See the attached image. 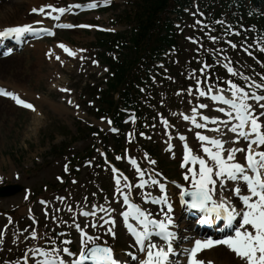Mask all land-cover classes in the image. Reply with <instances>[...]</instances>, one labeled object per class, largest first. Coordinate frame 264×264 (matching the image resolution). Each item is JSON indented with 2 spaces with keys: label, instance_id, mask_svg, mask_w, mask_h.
<instances>
[{
  "label": "rangeland",
  "instance_id": "1",
  "mask_svg": "<svg viewBox=\"0 0 264 264\" xmlns=\"http://www.w3.org/2000/svg\"><path fill=\"white\" fill-rule=\"evenodd\" d=\"M45 1L51 0H40V2ZM73 1L87 2L90 0ZM125 2L126 0H116L115 7H117V10L101 13L98 16L93 14L85 15L74 21L90 22L92 18L98 20V25L105 27L106 30L115 29L117 32L122 31L123 29L121 28L113 27V23L116 15L124 9ZM28 7V4H24L18 8L17 12L20 13V9H22V12L25 13ZM5 9L8 8L3 7L1 11L5 12ZM13 18L8 17V20H4L3 23L10 24L14 22ZM193 26L194 20L190 19L187 24L188 30H183L184 33L182 34L186 40L194 41V44L188 46L181 41L180 56L171 54L168 59L169 65L176 66L175 75L169 78L167 84L160 86L161 92L158 94L159 99L155 102L156 106L155 103L148 106L150 112L156 115V122L151 126L150 133L146 135L149 137L153 135L154 142L160 148L157 157L161 158L165 164L162 167L163 172L169 178L176 179L186 185L189 183L184 180L186 171L180 168L178 159L176 164L170 163L168 158L162 153L164 152L165 144L168 142L172 143L171 139L175 138V132L186 128L181 113L187 112L188 108L191 107L197 108L196 105L200 106L201 104L198 102L205 101V96H200L196 91L197 81L200 82V90L204 91L205 79L200 75L201 72L199 71L202 65L201 59L208 52L211 53L213 48L210 47L209 38H206L202 43L197 33L190 32L194 29ZM92 35L93 32L73 31L66 34L62 40L75 43L78 47H83L84 44L93 41ZM195 45L198 47V53L194 51L196 49L194 48ZM228 45L230 49H224V52L229 54L228 58L225 56L219 58V55H216V61L219 63L216 72L220 73V78L224 82L235 78L230 77L225 65L232 67L236 71L237 77L258 78V65L247 54L242 52V47L238 46V50L232 47V43ZM200 48L203 49L200 51ZM29 52L27 50L25 54L12 58L17 63L10 64L8 68H5L8 69L7 73L0 75V81L3 84L12 89L18 86L26 90V93L34 98V102L37 105L36 113L32 114L15 110L8 103H0V178L3 175L9 183H19L25 188L31 189V191L33 189L42 191L45 194L42 199L44 200V205L47 206L46 209L49 212V216L44 217L41 213V202H36L31 208L26 209L23 192L10 199L0 198V210L6 211L17 208V215L26 213V216L30 215L31 212L39 223L40 231H48V238L50 235H55L58 239L70 236L75 242L74 226L80 224L83 226L85 224V220L79 216L78 210L87 205L103 204L111 196L112 184L109 173L104 167H101V173L98 170L93 177L87 173L90 169L82 168L75 179V184H72L70 180H66L60 187L56 182L55 177L57 175L62 176V166L66 165L69 158L75 153L84 150L89 144V138H86L83 142L74 139L76 136V124L79 122L77 119L82 118V116L77 110L67 104L70 99L61 101V95L55 91L52 83H64V88L72 87L76 89L80 83L85 80L96 79L100 73L90 66L89 62L91 60L87 58L71 60L70 62L75 63L69 64L65 70H62L57 67L55 59L52 65L50 56L45 61V59L37 56L39 52ZM16 58L18 61H16ZM68 60L69 58L65 59L64 62ZM54 72L60 76L58 79H55ZM165 72L166 70L163 71V74ZM189 89L192 90L191 94ZM69 91L72 92V89ZM56 106H62L65 110L58 112ZM165 121L167 123H164ZM86 122L96 126L105 124L94 119H86ZM53 145L59 146L55 154L50 152ZM195 148L198 153L201 152L198 147ZM175 158H179V156ZM92 161H94V156L89 162ZM141 162L148 165L145 159L141 160ZM86 166L85 164L84 167ZM32 167H40V170L34 171L28 177L22 174L23 169ZM98 174L100 175L99 179L96 178ZM18 176L19 180H17ZM61 196L66 198L65 202L59 201ZM112 200L114 199L112 198ZM94 209L90 207V210ZM60 213L61 215L58 216ZM6 226V219L0 217V228ZM6 228L9 230V227ZM71 229H73V232ZM89 231L92 233V230ZM18 232L22 236L19 237ZM11 233V238L16 239L19 237L13 243L8 240V235ZM28 233L29 230L20 228L19 230L14 229L13 232L11 230L7 232L4 241V254L8 258L9 264H21L20 257L28 258V255L36 253L35 247L32 246L30 249L32 243L27 237ZM104 235L100 234V239L112 241L105 232ZM25 250H28V252L25 253ZM29 261L32 262L30 258Z\"/></svg>",
  "mask_w": 264,
  "mask_h": 264
},
{
  "label": "snow or ice",
  "instance_id": "2",
  "mask_svg": "<svg viewBox=\"0 0 264 264\" xmlns=\"http://www.w3.org/2000/svg\"><path fill=\"white\" fill-rule=\"evenodd\" d=\"M95 6V4L88 5V7ZM32 11L44 12V8H33ZM52 11L62 14L65 12V9L52 8ZM54 19L59 20L60 17L56 16ZM59 26L72 27V25ZM81 27L88 26L81 25ZM31 30L30 25L27 24L6 27L0 31V37H8L11 35L18 39L21 35ZM49 34L51 35L52 33ZM210 39L215 41L217 38L210 37ZM59 47L63 48L69 55H73L65 45L60 44ZM232 47L235 48L236 45L233 44ZM261 51H264V46L261 47ZM225 67L229 74H234L232 67L227 65ZM245 79L247 80L248 78L245 77ZM261 79H264V75L261 76ZM199 83L197 81L196 91L200 96H206L208 92L212 91L211 89H208L207 92L201 91ZM227 83L231 92L230 97L226 98L218 94L210 97L211 100L222 102L231 109V111H227L223 107L218 109L224 113L227 119L221 120L219 117L210 118L207 115H202L201 119L205 122L211 120L212 123L222 125L227 132L236 133V137H230L228 140H224L223 138H210L197 132L196 137L201 142L200 148L204 156L194 154V150L185 145L183 162L181 163L182 168L187 166L186 172L184 173V180L189 181L190 179L191 190H186L177 182L173 183L180 189L179 196L181 204H186L189 209H195L203 214L198 221L201 225L211 224L213 219H215L222 220L225 226L231 227L233 221H237L238 216H241L242 219L238 221V227L235 228L234 236H228L222 241H212L211 239L203 241L199 239L195 240L194 247L184 250L188 264H203L202 261L195 258L196 253L201 248L209 247L213 243L227 245L245 264H264V150L253 151V145L257 149L264 146V120L261 119L264 117V103H262L264 101V95H258L255 92L249 94L235 83L231 81ZM252 86L257 89H264V84L253 82ZM189 93H192L191 89H189ZM0 95L9 96L18 105L35 111L32 104L20 99L14 93L0 89ZM250 100H254L256 103H249ZM199 107L203 109L207 108L208 105L201 103ZM257 107L260 109L259 112L257 111ZM192 113V117L182 114L183 119L185 121L191 120L197 128L204 127L205 125L197 124L196 122V116L201 114L196 109H192ZM233 113L235 114L234 116ZM233 120L236 123H233ZM109 123L111 122L109 121ZM164 123L167 122L165 121ZM213 131L219 132L220 127H216ZM227 132L223 135H227ZM239 138H244L248 141L245 157L246 165L235 160V153L244 151V149L225 148L226 143L234 142ZM181 139L184 138L181 137ZM169 147L171 148V145ZM117 159H121V157H117ZM149 162L155 164V161L150 160ZM130 163L136 165L135 160H130ZM113 171L115 172L117 170L113 169ZM136 172L140 176L144 175L138 166L136 167ZM123 179L127 182V177ZM149 180H151L153 185L159 184L161 191H164L165 185L163 183H159L152 177H149ZM228 182L233 183L230 185ZM120 183V179H116L117 191H119ZM146 185V181H141L136 187L145 188ZM225 188L242 203V211H238V204L234 201H229L227 196L222 195ZM217 189L221 193L219 196L217 195ZM122 196V202L127 210L123 211L121 215L125 220L126 226H128L129 219L136 221L137 227H129V232L133 236L142 257L131 252L126 255L131 257L133 261H138V264H173L171 256L176 254V250L173 247L176 234L172 231L174 224L173 216L171 215L173 205L168 202L167 196L165 195L161 201L167 210L165 211L164 208H161L156 214H153L151 211H145L130 201L126 194L122 193ZM185 196L190 197V199L186 201L184 199ZM145 203H157V201L149 200L145 196ZM88 214L94 215V213ZM156 215H162V219H157ZM101 219L103 218L101 217ZM108 222L114 224L112 220ZM91 226L103 227L99 223ZM76 227L80 230L79 225H76ZM107 232L115 237V233L111 227L107 229ZM31 236L32 238L36 237L35 231L31 233ZM81 236L86 237V240L81 239L78 255L71 253L67 247L62 250L58 247H52L46 252L37 249L36 252L43 257L42 260L38 261V264H85L87 261H90L91 264H128L126 260L119 261L115 258L114 250L107 246L106 241L104 244H97L96 241L100 240V236L93 237L83 231H81ZM154 237L158 239H154ZM64 243L68 244L71 241L65 240ZM61 251L64 256L70 255L73 259L66 260L64 256L60 255Z\"/></svg>",
  "mask_w": 264,
  "mask_h": 264
},
{
  "label": "trees",
  "instance_id": "3",
  "mask_svg": "<svg viewBox=\"0 0 264 264\" xmlns=\"http://www.w3.org/2000/svg\"><path fill=\"white\" fill-rule=\"evenodd\" d=\"M166 1L171 0H146L144 8L133 9L125 20L138 30V37L145 38L151 51L157 50L165 39L158 37L162 31L169 30L168 24L162 18ZM155 37L154 40L152 38ZM159 44V45H158Z\"/></svg>",
  "mask_w": 264,
  "mask_h": 264
},
{
  "label": "bare ground",
  "instance_id": "4",
  "mask_svg": "<svg viewBox=\"0 0 264 264\" xmlns=\"http://www.w3.org/2000/svg\"><path fill=\"white\" fill-rule=\"evenodd\" d=\"M21 2L22 3H26L27 2V4L30 6V5H32V4H36V5H38V4H41V2H40V0H27V1H24V0H11L10 1V3H4V4H7L8 5V9H9V11L11 12V13H14V11H16V10H19V9H17L18 8V5L19 4H21ZM33 8H35V7H32V9ZM21 12H22V9H20V17H19V20L18 21H20V22H16V23H13L12 25L13 26H16V25H21V24H26V23H28V22H30L31 20H32V17H29L26 13H24V14H21ZM6 13H9V12H6ZM4 19H5V17L6 16H4V15H1ZM16 16H18V13H16ZM42 19L40 18V20L39 21H41ZM4 26H8L7 24H0V27H4ZM39 45V42L38 43H36V47L37 48H39V49H41V46H38ZM33 47V46H32ZM68 49H69V47L68 46H66ZM57 53L59 52L58 51V48L55 50ZM65 53H67V52H65ZM16 61H18V59L16 58ZM24 61V60H23ZM14 63H17V62H14L13 60H11V58H9V59H6V60H0V75H2V74H6L7 73V71H8V69H5V68H8L9 66H10V64L11 65H13ZM18 91V90H17ZM19 92H21V94H23V95H25V96H27L26 95V93H24V90L23 89H21V91H19ZM8 101H6V100H3V99H0V103L1 104H3V103H7ZM64 109V108H63ZM62 108H58V110L60 111V110H63ZM196 118H201L200 116L199 117H196ZM190 124H193L192 122H191V120H190ZM202 156H204V153L202 154ZM238 160H239V158L236 160L237 162H238ZM229 184H231V182H228ZM142 190V189H141ZM218 190V189H217ZM225 192V191H224ZM230 201V200H229ZM231 201H234V200H231ZM109 219V218H108ZM182 247H183V249L185 248V249H187V245H182ZM212 249V248H211ZM211 249H209L208 251H211ZM213 252V250L210 252V253H212ZM229 249L227 248V247H223V249L222 250H220V252L219 253H212L213 254V260H215V261H213L212 263H210V264H240L237 260H234V258H233V256L231 255V253L229 252ZM211 254V255H212ZM233 260V261H232Z\"/></svg>",
  "mask_w": 264,
  "mask_h": 264
}]
</instances>
